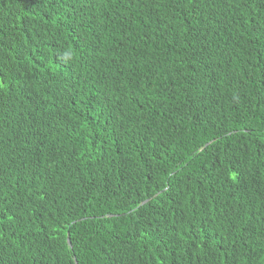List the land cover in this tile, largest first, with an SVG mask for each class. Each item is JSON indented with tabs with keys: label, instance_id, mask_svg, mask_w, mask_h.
<instances>
[{
	"label": "trees",
	"instance_id": "16d2710c",
	"mask_svg": "<svg viewBox=\"0 0 264 264\" xmlns=\"http://www.w3.org/2000/svg\"><path fill=\"white\" fill-rule=\"evenodd\" d=\"M0 264H264V0H0Z\"/></svg>",
	"mask_w": 264,
	"mask_h": 264
}]
</instances>
